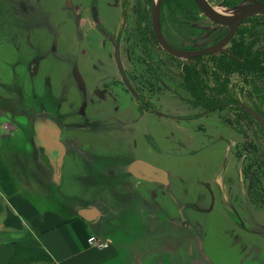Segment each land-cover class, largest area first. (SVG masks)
<instances>
[{"label": "rangeland", "instance_id": "1", "mask_svg": "<svg viewBox=\"0 0 264 264\" xmlns=\"http://www.w3.org/2000/svg\"><path fill=\"white\" fill-rule=\"evenodd\" d=\"M156 1L0 0V104L6 110L4 114L9 118L10 130L15 131V125L20 123L22 134L31 135V122L45 118L40 108L42 102V111L44 107L49 113L56 110L62 117L60 142L65 152L64 165L74 145L99 144L100 151L105 152L112 149L121 152L126 150L125 145H132L130 148L145 160L166 171L167 183L143 181L139 189L150 205L158 203L166 213L163 214L165 222L152 219L154 222L147 224L154 234L155 256L163 245L157 236L164 234L160 237L166 242L162 251L173 262L170 264H264V234L255 233L253 222L255 218L264 226L261 191L254 187L255 191H251V198L244 206L249 185L242 175V162L235 155L236 149L240 153L244 149L235 147L236 137L232 130L222 124L217 115L177 121L146 114L123 85L116 82L119 71L114 47L110 37L99 28L112 35L122 33L123 29V49L128 48L124 42L127 38L132 52L140 54L138 33L143 30L147 38L153 39L150 36L151 14ZM207 2L228 12L243 0ZM94 8L100 27L93 24ZM123 22L127 25L123 26ZM161 22L168 39L180 47H205L226 34L219 32L221 29L230 27L208 18L193 0H163ZM153 41L150 47L154 56L169 59ZM236 41L250 43L251 58L253 53H264V16L249 17L241 26ZM233 48L236 49V45ZM36 59L38 71L30 75L28 65ZM167 61V68L171 70L181 69L184 63ZM216 61L215 57H204L193 62L197 66L202 63V85L222 86L224 91L226 87L233 89L234 95L241 99L248 81V98L244 101L264 111V77H254L257 62L250 63V77L246 79L241 62L234 63L233 73L227 76L226 70L219 68ZM127 67L132 69L131 64ZM167 96L171 98L170 94ZM179 104L178 100H171L170 105L175 107L170 110L177 114ZM162 105L164 108L165 104ZM186 106L190 111L184 110L181 114H195L189 105ZM142 111L143 117L139 119ZM118 120L124 123L122 132L118 126L113 127ZM102 124L104 130L98 128ZM259 128L251 119L249 134L259 136ZM145 134L155 139L161 152L145 145ZM88 162L96 161L89 159L81 166L86 167ZM113 166L97 167V174L114 173ZM73 179L77 181L76 177ZM128 181L127 189L137 184L129 177ZM117 191L128 199L126 188ZM93 194L98 191H90L86 199L92 200ZM104 199L114 201L111 197ZM136 218L122 215L120 222L114 221L113 225L109 221L102 230L111 235L119 226L132 236L139 234L140 239L146 234Z\"/></svg>", "mask_w": 264, "mask_h": 264}, {"label": "crops", "instance_id": "2", "mask_svg": "<svg viewBox=\"0 0 264 264\" xmlns=\"http://www.w3.org/2000/svg\"><path fill=\"white\" fill-rule=\"evenodd\" d=\"M259 1L264 3V0ZM4 113V105L0 104V264L173 263L168 254L165 255L162 251L166 243L165 238H160L164 235L162 233L157 236L163 243L161 251L156 256L153 253L154 234L149 231L147 224L154 222L151 216L136 218L143 225L141 231L146 234L145 237L149 234L146 238L139 239V234L132 236L120 230L119 226L115 227L117 231H113L111 235L102 230L109 221L113 225L114 221L120 222L115 214L118 213L121 202L118 200L117 204L114 194L107 190L109 187L103 183L97 184L100 181L96 182V187L81 182L76 185L77 182L73 179L90 174L100 176V173L97 174L99 170L90 164L81 166V163L101 155L99 144L74 145L67 163L64 165L61 161L58 166L37 141L35 129L38 122H31L32 133L28 136L22 134L19 122L15 125V131H11L9 118ZM125 147L126 150L121 152H114L112 149L104 154L111 157L120 155L130 160L134 150L130 148L131 145ZM130 175L132 171L127 173L129 178ZM115 185L118 186L116 183ZM139 185L140 182L130 189H127L129 184L126 187H116V193L119 194L122 193L117 191L118 188L128 190L126 207L135 209L136 202L140 201L141 206L149 213L166 214L158 203L154 206L148 203ZM94 190L98 191L97 200L108 195L104 198L111 197L114 201L102 198L105 200V207H98L99 219L88 222L79 215V211L84 205L91 204V200L86 197L87 193ZM104 208L111 211L107 213L109 210ZM128 215L132 216L130 212ZM162 217H157L156 221L165 222ZM91 235L108 239V247H91L88 243ZM168 236L165 234V237ZM176 263H179L178 259Z\"/></svg>", "mask_w": 264, "mask_h": 264}, {"label": "flooded vegetation", "instance_id": "3", "mask_svg": "<svg viewBox=\"0 0 264 264\" xmlns=\"http://www.w3.org/2000/svg\"><path fill=\"white\" fill-rule=\"evenodd\" d=\"M162 4H163V0L160 6V21H159L160 31L164 40L170 46H172L177 50L185 51V52L201 51L203 49L216 45L230 32V27L226 29H221L219 32L221 33L226 32V34L220 39H215L212 43H209V45L205 47L177 46L168 39L165 30L162 26V22H161ZM153 6H152V14H151L152 16L151 30H150L151 34L149 32L150 36L152 35L155 43L157 44V47H159L164 52V57L166 55L169 58L167 60H179V61H183L184 63L182 64L181 69L171 70L167 68L169 66V62L167 60H164L163 56H160V58L154 56L151 49V47L153 46L152 43L153 39L151 41L149 38L146 37V34L143 33L141 27L142 23L140 22L138 23V26H140V29L142 30L141 33H138L139 35L138 40H140L139 46L142 47L140 50L142 53L140 54H135L132 52L131 50L132 46L126 37L124 42L126 43L128 48L126 49V51L125 48L123 49V45L121 43V39L124 36L123 29H122V33L120 34L117 33L115 35H112L111 33L99 28L101 31L105 33V35H107V37H110L109 40L111 39L110 41H112V45L114 47V58L119 71V79L116 82L121 83L123 85L125 90L129 93V95H131L132 99H134L136 103L142 106L141 109L146 114L155 115L158 118L172 119L178 121V120L197 119L203 117L206 118L210 116L215 117V115H217L221 123L227 126L229 129H231L232 132L235 134L236 137L235 147L244 149V151L241 153L240 151H238V149H236L235 152L236 157L241 160L243 165L242 175L245 178L244 180L246 181V184L249 185V192H247L244 206L245 203L249 202L251 198V194L253 193L251 191H255L254 187H256L257 190L261 191L260 194L261 204H264V128L257 121V119L254 118L249 113L247 108L256 111L262 117L263 121H264V111L260 109L259 106H258L259 108H257L251 106L248 102L244 101L248 98L247 97L248 95L247 88L249 87L248 81L245 85L246 89L242 91V97L240 99L234 95L233 89L232 90L227 89L226 87V90L224 91L222 89V86L218 87L217 85H210V84L203 86L202 78L204 76H203L202 63L200 62V65L198 66L195 63L193 64V62H195L196 60L197 61L201 60L204 57H215L217 58L216 64L218 65V67L221 68L222 70H226L225 73L228 76L229 72L233 73L234 63L241 62L243 64L242 66L244 67L243 76L246 79H248L250 77V63L251 65H254L257 62L255 66L256 68L253 69L257 71V74L254 75V77L260 79L261 77H264V53H253V56L251 58L250 43L246 42V45L244 43H240V44L237 43L236 37L240 32L241 26L245 22L244 21L237 28V31L230 40V42L223 48L222 51L218 53L196 55L192 57H178L173 54H170L169 52H167L162 48L157 38L153 23ZM125 8L126 6L124 7V10ZM93 22L94 25L100 27L97 11L95 8L93 9ZM122 25L123 26L127 25V22H123ZM137 29L139 30V28ZM233 45H236V49L233 48ZM116 52L118 53L120 66L117 61ZM163 62H166V65H164ZM129 64H131L132 69L128 67L126 68V65L129 66ZM38 65L39 63L37 59L33 60L32 63L28 65L30 75H35L37 73ZM35 69H36L35 74H32V72ZM178 90H180V92ZM169 94L173 99L171 98L169 99V97L167 96ZM166 96L167 98L164 100V97ZM262 98L264 100L263 96ZM171 100H178L181 103V105L179 104L180 109L178 108L180 111H178L177 114L173 113V111L170 110V109H174L175 107L173 105H170ZM161 103L165 104L164 108ZM186 104L190 106V108L193 110V112H195V114H193L192 116L181 114L182 112H185L184 110L190 111V109L186 106ZM40 105H41L40 107L41 112L42 114L45 115V118L41 121L44 120L52 121V123H54V125L57 127V130L59 131V139H60V135H61L60 125L62 128V124H61L62 117L59 116L56 110H53L52 112L49 113L44 107V111H42L43 110L42 102ZM143 105L145 106V108H143ZM143 111L141 112V116L139 117V119L143 117ZM251 119L253 120V123H256L260 127L259 130L261 132L259 133V136L258 135L252 136L249 134L250 133L249 122L251 121ZM117 126L118 129L122 132L124 123H122L121 120H118L116 121V123L113 124V127L115 129L117 128ZM104 127H105L104 124L98 126V128L102 130H104ZM131 135H133V132H131ZM143 140L145 141L144 142L145 145L150 150L161 152L160 147L157 145V142L149 134H145ZM150 140L153 141V143H155L157 149L150 144ZM227 142L229 145H232L231 141L227 140ZM75 151H77V148H75ZM108 152L101 150L100 151L101 155H99V157L97 158H94V161L96 162L95 163L88 162V164H90L94 169L97 167L105 168L110 165H114L112 167L114 169L113 170L114 173L104 172L100 176L95 174L92 175L90 174L82 178L76 177L77 180L76 182L80 181L84 185L93 184L96 187L98 186L96 185L97 181H100L97 182V184H102V183L106 184L107 187H109L107 188V190L112 194H114V196L116 197L114 199H116V201L118 200L121 201V206L118 207L117 209L118 213L115 214L119 218H121L122 215L123 216L125 214L128 215L129 212L135 217L149 218L151 216L153 219H156L157 217L161 218L163 215L157 214V212L152 214L149 213L147 210H145L139 203L140 201L136 202L137 206L135 205V209L131 207H126L127 206L126 201L128 200L127 197L124 194L122 195L116 193V187L118 186L126 187L129 184L127 173H131V171H132V175H130V178L135 180L137 183L142 182L137 177V172H136L137 165L140 162H145L148 164L151 163L145 160L142 157V155H140V153L137 151H133L132 153L133 156L130 160H127L125 157L120 155L111 157L110 155L104 154ZM118 171L120 172L118 173ZM124 172H126L125 176H124ZM114 181L116 184H118V186H116L115 183H112ZM122 197L126 199L124 202L120 200V198L122 199ZM96 198H98L97 194H93L91 204L84 205L83 209L89 207H96L98 209L99 206L105 207L104 206L105 203H103L105 200L101 199V201H99V199L97 200ZM104 209L109 210L107 213L111 211L109 208H104ZM162 218L165 219L164 216ZM184 221L185 220H183V222ZM253 222L255 224L257 231L255 233L260 235L264 234L263 224L257 223L255 218L253 219ZM242 227H245L244 223H242Z\"/></svg>", "mask_w": 264, "mask_h": 264}, {"label": "water", "instance_id": "4", "mask_svg": "<svg viewBox=\"0 0 264 264\" xmlns=\"http://www.w3.org/2000/svg\"><path fill=\"white\" fill-rule=\"evenodd\" d=\"M162 0H157L153 6V23L157 38L164 50L178 57H192L196 55L215 54L223 50L230 42L237 31V28L253 15L264 16V3L259 0H243V2L228 12L220 11L212 7L207 0H194L197 7L210 19L220 24H228L230 32L216 45L197 52L180 51L170 46L163 38L160 27V6ZM117 61L119 63L118 53ZM120 66V63H119ZM36 69L32 72L35 74ZM249 113L257 119L264 128L262 117L254 110L247 108ZM37 141L46 151L51 161L59 166L64 156V147L59 139V131L50 120L38 122L36 126ZM150 144L157 149L155 143L150 140ZM135 168V167H134ZM137 177L141 181L154 183H167V174L165 171L145 162H140L136 168ZM79 215L88 222L99 219V210L96 207L84 208L79 211Z\"/></svg>", "mask_w": 264, "mask_h": 264}, {"label": "built area", "instance_id": "5", "mask_svg": "<svg viewBox=\"0 0 264 264\" xmlns=\"http://www.w3.org/2000/svg\"><path fill=\"white\" fill-rule=\"evenodd\" d=\"M88 243L95 249H105L108 247L110 241L108 239H103L97 235H91L88 239Z\"/></svg>", "mask_w": 264, "mask_h": 264}, {"label": "bare ground", "instance_id": "6", "mask_svg": "<svg viewBox=\"0 0 264 264\" xmlns=\"http://www.w3.org/2000/svg\"><path fill=\"white\" fill-rule=\"evenodd\" d=\"M215 9H217V8H215ZM219 10V9H218ZM220 11H222V10H220ZM225 12V11H224Z\"/></svg>", "mask_w": 264, "mask_h": 264}, {"label": "trees", "instance_id": "7", "mask_svg": "<svg viewBox=\"0 0 264 264\" xmlns=\"http://www.w3.org/2000/svg\"><path fill=\"white\" fill-rule=\"evenodd\" d=\"M188 1H192V0H188Z\"/></svg>", "mask_w": 264, "mask_h": 264}]
</instances>
